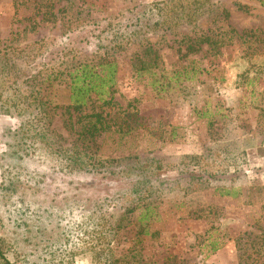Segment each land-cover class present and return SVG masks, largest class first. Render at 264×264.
Here are the masks:
<instances>
[{
  "label": "rangeland",
  "instance_id": "rangeland-1",
  "mask_svg": "<svg viewBox=\"0 0 264 264\" xmlns=\"http://www.w3.org/2000/svg\"><path fill=\"white\" fill-rule=\"evenodd\" d=\"M37 1L0 0L1 79L37 92L48 130L66 149L81 145V124L69 121L93 111L109 112L112 130L138 127L125 136L93 134L91 153L117 165L76 175L47 151L22 159L10 153L11 132L33 118L32 106L0 114L4 258L56 256L64 240L99 224L109 229L114 264H264V0H172L203 13L169 29L147 10L164 0H47L55 15L47 21H40L45 1ZM200 36L223 45L185 54ZM100 62L115 64V105L73 111L69 74ZM200 154L225 175L193 188L179 165ZM134 167L155 169L144 177ZM163 179L180 185L140 200L131 193ZM86 256L71 264H89Z\"/></svg>",
  "mask_w": 264,
  "mask_h": 264
},
{
  "label": "trees",
  "instance_id": "trees-1",
  "mask_svg": "<svg viewBox=\"0 0 264 264\" xmlns=\"http://www.w3.org/2000/svg\"><path fill=\"white\" fill-rule=\"evenodd\" d=\"M25 1H31L33 4H37L38 7L40 6V2L37 0ZM44 1L43 9L46 8V12H44L43 17L45 18H41L40 21H47L49 17H55L51 12L52 5L47 0ZM171 2L172 0H164L147 6L150 14L159 19L157 26L169 29L170 26L180 24V21L193 24L196 20L195 17L203 13L200 6H197L195 10L190 7L183 8L181 5L175 8ZM187 5L193 7L192 2ZM262 5L264 6V2H262ZM207 11L206 8L205 12ZM223 16L226 18L227 13L223 12ZM201 45L216 48L222 46L223 43L220 41V38L215 40L208 36H200L193 39L190 44H187L185 54L198 51ZM0 70L2 71L3 69L0 67ZM114 74L115 64L111 62H100L95 66L89 64L79 66L78 69L69 74V95L67 97L69 108L76 112L93 102H98L100 106L109 108L115 105L111 97L115 82ZM11 84L8 80L1 79L0 75V114L12 115V113H15L16 115H21L30 106L33 107L35 113L31 120L26 121L24 125L22 124L19 128L11 132L13 144L11 146L8 145L11 149L10 153L19 159L31 156L36 151H47L46 153L48 155H53V158L58 159L57 163L60 165L61 170L68 174L81 175L83 173H99L101 170L107 171L104 167L106 165L110 166V164L116 167L117 161L110 160L107 162L95 158L96 156L91 153V145H93L91 142L92 135L95 133L103 134L102 132L114 131L118 136H125L130 130L138 127L136 123H133L130 125V130L122 131L118 125L115 130H112L108 124L111 119L109 112L93 111L80 116L73 123L68 120L70 128L76 124H81L77 134L81 145L80 150L66 149L57 143L55 136L52 135V131L48 130V125L45 120L49 116L43 107L42 98L36 94L37 92H29V94H26L20 92L19 89L11 86ZM4 91H8L6 92L7 94H4ZM9 130V128L6 129L7 132ZM190 160L193 162L189 163L188 161ZM198 166L201 167V170L198 169ZM137 169L135 167L133 168L136 175L139 176L142 173L145 177L147 174H151L155 167L152 169L139 167L140 171ZM133 170H126L124 173L127 174ZM145 170L148 172H145ZM222 170L218 162L214 166L213 161L208 159V155L203 154L186 155L182 158V162L179 165V173L186 175L185 177L189 181L188 186H193V188L197 187L198 184L206 187L212 182L218 181L225 175ZM155 182L157 184H149L148 182L145 187L134 188L131 193L137 194V200H140L144 196L150 197L154 189L166 188L171 185L177 188L180 185V179H163ZM228 194L229 192L227 190L220 191L221 196ZM108 230L105 226L96 224V226H92V228L77 234L75 240H64L66 248L63 252L57 253L56 256L49 253L46 257H39L37 259L38 261H31L26 257L23 258V261L20 260L19 264H71L74 256L82 254L87 255L86 258L89 264H114L115 261L111 256L109 248ZM2 253L0 246V264H10Z\"/></svg>",
  "mask_w": 264,
  "mask_h": 264
}]
</instances>
